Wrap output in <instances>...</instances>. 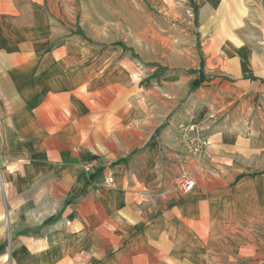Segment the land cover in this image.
<instances>
[{"label": "crops", "instance_id": "1", "mask_svg": "<svg viewBox=\"0 0 264 264\" xmlns=\"http://www.w3.org/2000/svg\"><path fill=\"white\" fill-rule=\"evenodd\" d=\"M127 7L150 24L148 58ZM257 9L0 0V264H264ZM191 122L209 140L197 156Z\"/></svg>", "mask_w": 264, "mask_h": 264}, {"label": "built area", "instance_id": "2", "mask_svg": "<svg viewBox=\"0 0 264 264\" xmlns=\"http://www.w3.org/2000/svg\"><path fill=\"white\" fill-rule=\"evenodd\" d=\"M184 131L186 146L189 154L197 156L207 149L209 140L207 137L200 134L201 126L198 122L188 123L187 126H185ZM92 167L93 166L89 163L84 166L87 172H91ZM111 183V178L106 179V185H110ZM175 183L184 192L191 191L195 186L194 179L187 171H183L177 177Z\"/></svg>", "mask_w": 264, "mask_h": 264}, {"label": "rangeland", "instance_id": "3", "mask_svg": "<svg viewBox=\"0 0 264 264\" xmlns=\"http://www.w3.org/2000/svg\"><path fill=\"white\" fill-rule=\"evenodd\" d=\"M246 4H247L248 8L250 9L251 14L253 12H257V10H258L257 8L259 7V10L261 12V16L264 19V0H246ZM190 14H192V13H190ZM126 15H127V21L125 23V25H126V36H127V38L128 37L132 38L133 32L136 29L135 26H137V24H139V23H137L135 20V12H134V9L132 7H131V9L127 7ZM139 25H140L142 32L145 34V37L142 38L143 47H141L140 50L144 54V55H142V57L148 58L149 57V55H148L149 44H148V42H146V40L148 41V38H149L148 32H149L150 24L148 22L142 21ZM187 25L188 24L186 22L176 21L173 24V30H177L178 32H182L184 34L187 32V29H186ZM260 25L263 27V30H264V23H262ZM164 41L165 40H163V42ZM175 41H176V38H175ZM130 42H132V41L130 40Z\"/></svg>", "mask_w": 264, "mask_h": 264}, {"label": "trees", "instance_id": "4", "mask_svg": "<svg viewBox=\"0 0 264 264\" xmlns=\"http://www.w3.org/2000/svg\"><path fill=\"white\" fill-rule=\"evenodd\" d=\"M118 44L124 45L122 42H118ZM201 79H196L192 82L191 89L196 88L201 83ZM94 175H91V178H93Z\"/></svg>", "mask_w": 264, "mask_h": 264}]
</instances>
